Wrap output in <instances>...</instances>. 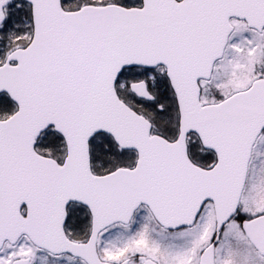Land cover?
Returning a JSON list of instances; mask_svg holds the SVG:
<instances>
[{"label":"snow or ice","instance_id":"obj_1","mask_svg":"<svg viewBox=\"0 0 264 264\" xmlns=\"http://www.w3.org/2000/svg\"><path fill=\"white\" fill-rule=\"evenodd\" d=\"M0 264H264V0H0Z\"/></svg>","mask_w":264,"mask_h":264}]
</instances>
